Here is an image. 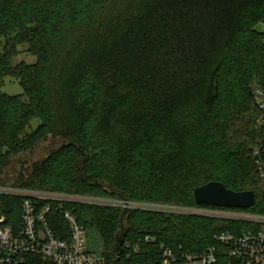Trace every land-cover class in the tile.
Returning <instances> with one entry per match:
<instances>
[{"label": "trees", "instance_id": "1", "mask_svg": "<svg viewBox=\"0 0 264 264\" xmlns=\"http://www.w3.org/2000/svg\"><path fill=\"white\" fill-rule=\"evenodd\" d=\"M259 23L264 0H0V185L214 208L196 204L193 190L217 181L253 191L254 205L240 210L263 215L253 155L264 149L253 97L254 86L264 87ZM25 42L35 63L13 65ZM6 77L21 94L3 92ZM33 119L39 125L25 134ZM49 136L58 146L43 158L17 157ZM20 202L0 196L6 223L19 225ZM63 206L98 235L105 264H160L162 248L181 256L212 245L216 264H233L215 235L251 227L199 214ZM48 219L67 237L55 202Z\"/></svg>", "mask_w": 264, "mask_h": 264}, {"label": "built area", "instance_id": "2", "mask_svg": "<svg viewBox=\"0 0 264 264\" xmlns=\"http://www.w3.org/2000/svg\"><path fill=\"white\" fill-rule=\"evenodd\" d=\"M253 97L259 115L256 119L258 128L264 130V87L254 86ZM259 179L264 187V149L257 146L253 149ZM20 197V222L18 226L6 223L0 215V264H27L28 256H39L45 264H105V258L87 250L85 229L75 215L65 209V202H84L86 199L107 200L97 205L121 206L123 208H142L164 212L199 214L222 219L244 220L251 227L239 235L222 231L215 235L217 242L227 246L228 257L233 264H264V214L229 208H178L169 205L137 203L122 201L114 204V199L84 197L57 193L47 190L25 189L9 185H0V196ZM59 205L66 222L67 237H57L49 224L51 203ZM145 239H148L147 237ZM217 247L209 246L198 254L178 255L170 248L161 249L160 264H216Z\"/></svg>", "mask_w": 264, "mask_h": 264}, {"label": "rangeland", "instance_id": "3", "mask_svg": "<svg viewBox=\"0 0 264 264\" xmlns=\"http://www.w3.org/2000/svg\"><path fill=\"white\" fill-rule=\"evenodd\" d=\"M256 29L259 31H263L264 30V24L259 23L258 25H256ZM5 44H6V38L0 37V50L3 49ZM30 51L31 50H30L29 44L27 42L18 45L16 47L15 55L12 56V58H11L12 64L17 65L21 61L28 63V64L35 63L36 57L33 56ZM2 90H3V92H5L9 95H19L23 91L19 82L12 77H6L4 79V84H3ZM254 103H255V101H254ZM255 105H256V103H255ZM258 112H259V110H258ZM38 125H39V120L33 119L31 121L30 125L26 127L25 134L31 133L33 130H35L37 128ZM21 137H23V135ZM57 146H58V144L56 142H54V140H51V137L49 136L46 139L41 140L40 142L35 144L33 147L27 149L26 151L21 152V154H19L17 157L22 156L23 158L25 157L26 159L31 157V159H35V160L41 159L44 156H46L51 149H54ZM18 166H19V164H17L15 167H18ZM11 172L13 174V170ZM8 173H10V172H8ZM86 200L90 201L92 204H97V203H101V202H103V203L107 202L108 203L107 200H100V199H86ZM122 201H125V200L114 199L113 203L116 205H120L122 203ZM119 207H121V206H119ZM121 208H123V207H121ZM175 211L181 212L184 210L175 209ZM85 234H86L85 240H86L87 250L91 253L96 254V255L103 256L101 253L102 244L100 242L98 235L95 232H88V233L85 232Z\"/></svg>", "mask_w": 264, "mask_h": 264}, {"label": "water", "instance_id": "4", "mask_svg": "<svg viewBox=\"0 0 264 264\" xmlns=\"http://www.w3.org/2000/svg\"><path fill=\"white\" fill-rule=\"evenodd\" d=\"M196 204L215 207L248 209L254 205L253 191H234L221 182L211 181L193 190Z\"/></svg>", "mask_w": 264, "mask_h": 264}]
</instances>
